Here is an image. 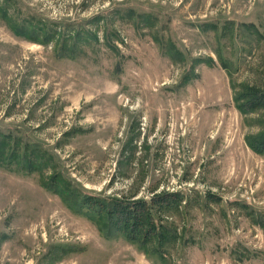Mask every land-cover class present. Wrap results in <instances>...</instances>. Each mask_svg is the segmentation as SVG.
<instances>
[{
  "label": "rangeland",
  "instance_id": "1",
  "mask_svg": "<svg viewBox=\"0 0 264 264\" xmlns=\"http://www.w3.org/2000/svg\"><path fill=\"white\" fill-rule=\"evenodd\" d=\"M246 86H264V0H0V264H264ZM154 190L183 198L156 256L65 201Z\"/></svg>",
  "mask_w": 264,
  "mask_h": 264
},
{
  "label": "trees",
  "instance_id": "2",
  "mask_svg": "<svg viewBox=\"0 0 264 264\" xmlns=\"http://www.w3.org/2000/svg\"><path fill=\"white\" fill-rule=\"evenodd\" d=\"M19 30H22L19 27ZM235 102L240 113H255L264 109V86L260 88L246 86L242 91L236 93ZM2 140L5 139L2 136ZM250 148L256 153L264 154V133L259 137L248 141ZM8 145L2 141L0 144L1 151L6 150ZM12 154L8 162L14 160L15 151L10 147ZM5 155L0 154L1 158ZM14 156V157H13ZM37 160V159H35ZM30 160L21 157L22 164L27 165ZM39 163L41 160H38ZM46 159L44 160V166ZM34 162V161H33ZM33 167V164L30 163ZM42 165V164H40ZM52 185L53 183L50 182ZM45 187L52 191L49 184ZM66 189V188H65ZM65 196V201L79 215L88 218L93 222L104 221L106 228H99L102 236L106 239H112L115 234L123 236L129 242L139 244V248L144 253H151L154 256L162 254L164 245L173 241L176 235L170 232L164 220L160 219L172 210L178 211L183 203L182 195L179 192H166L165 190L150 192V197L135 198L134 195L127 198L112 197L101 198L83 194L82 197H76L73 194ZM69 198V199H68Z\"/></svg>",
  "mask_w": 264,
  "mask_h": 264
},
{
  "label": "bare ground",
  "instance_id": "3",
  "mask_svg": "<svg viewBox=\"0 0 264 264\" xmlns=\"http://www.w3.org/2000/svg\"><path fill=\"white\" fill-rule=\"evenodd\" d=\"M185 107H186V106H185ZM193 112H194V117H193V119L191 120V122L189 123L191 126H194V124L197 123V121H196V117H197L198 113L195 112L194 110H193ZM191 118H192V117H191ZM208 121H209V120H208ZM212 122H213V121H212ZM212 125H213V124H212ZM205 127H207V126L201 127V129L204 130ZM209 127H210V126H209Z\"/></svg>",
  "mask_w": 264,
  "mask_h": 264
}]
</instances>
